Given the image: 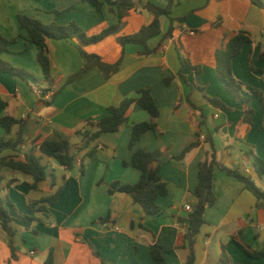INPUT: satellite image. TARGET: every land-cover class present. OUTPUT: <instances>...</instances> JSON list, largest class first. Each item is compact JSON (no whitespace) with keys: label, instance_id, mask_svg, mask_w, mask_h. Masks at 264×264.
<instances>
[{"label":"crops","instance_id":"crops-1","mask_svg":"<svg viewBox=\"0 0 264 264\" xmlns=\"http://www.w3.org/2000/svg\"><path fill=\"white\" fill-rule=\"evenodd\" d=\"M100 2L97 9L85 0H0V35L15 39L0 57L35 78L0 74V117L25 120L27 143L20 152L3 154L22 158L33 141L67 137L76 157L71 169L44 158L46 178L35 189L30 187V175L3 171L0 197L8 200L5 205L14 218L15 235L10 237L0 226V264H47L49 254L52 264H156L151 255L154 244L162 248L163 264H185L189 250L185 226L178 218L185 217V205L192 207L196 200L192 192L198 183V165L210 149L207 136L219 164L249 177L264 191V176L254 166V156L264 163L261 101L242 91L254 111L251 123H246L243 107L226 91L215 69V51L237 32H247L251 42L232 59V72L237 80L260 90L264 100L260 58L264 10L249 0H132L129 14L119 19L116 6ZM146 3L169 9V16L159 18L160 35L146 46L129 43L122 48L118 37L136 34L153 21ZM19 14L43 24L75 22L89 36L118 26L115 33L84 46L103 62L117 63L116 70L105 78L94 67L69 81L85 64L77 42L47 38L51 66L47 81L37 61V47L19 26ZM170 26L171 37L163 38ZM34 86L42 89V95L32 92ZM140 89L150 92L159 113L155 128L143 133L133 149L129 148L132 126L151 120L136 102L119 131L103 133L89 144L76 135L90 129L88 121L105 116L106 108L136 96ZM209 99L221 101L226 108ZM194 141L196 147L175 159ZM138 148L160 152L153 166L158 167L168 192L157 198L161 209L157 215H145L127 193L109 192L114 182L135 184L140 179L138 169L124 165ZM58 190L56 203H41ZM213 192L216 202L205 209L194 264H264V256L248 254L264 247V200L258 203L242 181L219 167L213 170ZM43 207L44 213L39 211ZM31 216L43 222L25 219Z\"/></svg>","mask_w":264,"mask_h":264},{"label":"trees","instance_id":"trees-1","mask_svg":"<svg viewBox=\"0 0 264 264\" xmlns=\"http://www.w3.org/2000/svg\"><path fill=\"white\" fill-rule=\"evenodd\" d=\"M97 9L101 8L100 0H85ZM255 6L264 10V0H249ZM111 6H116L119 19L124 18L129 14L130 8L133 6L132 0H107ZM146 9L154 14V19L148 26L142 27L136 34L121 36L117 41L123 48L126 44H139L146 46L149 39L160 35V20L161 16H169L168 8H161L151 3L144 5ZM17 20L21 29L27 33V37L37 47V61L41 67L43 75L47 81L50 79V59L48 56L46 39H74L78 44V49L83 57L85 64L83 68L76 74L69 78L72 81L90 69L99 68L105 78L116 70V64H108L93 53H89L84 49V46L96 43L105 36L115 33L118 26H110L96 35L89 36L82 30L75 22H70L67 25H60L57 23L43 24L37 19L28 17L26 15H17ZM171 22L173 21L170 19ZM172 26L163 38L171 37ZM15 42V39H8L0 35V55L9 50L10 45ZM251 42L249 34L245 31H239L231 36L225 45L215 51V69L221 82L223 83L226 91L233 97V99L243 107V120L246 123H251L254 114L251 102L248 97L242 94L246 91L251 95L258 97L264 109V100L260 90L242 83L237 80L232 72V59L237 56L244 45ZM260 58L264 60V53L260 54ZM0 74H8L20 79L26 80L31 78L35 80L34 76L22 68H17L10 63L4 61L0 57ZM168 81V80H167ZM215 105L226 108V106L217 99H209ZM133 102H136L143 110L150 116L149 122L135 123L132 126L131 136L129 140V148L133 149L139 141L141 135L149 130H153L156 126L154 118L158 116V107L155 104L150 92L146 89L136 91V96L126 98L117 106H110L106 108V115L95 120L88 121L86 126L90 129H83L76 132V135L82 136L85 144L96 140L103 133H113L119 131L120 127L127 121L128 111ZM25 120L17 119L12 116L0 117V126L4 130V134L0 136V192L3 189V171L10 169L14 172H21L30 175L33 182L30 184L32 189H35L39 182L46 178L47 166L43 163L44 158H52L59 165L64 166L66 169H71L75 163L76 157L72 152V143L67 137L58 138L56 140H45L39 143L31 142L23 151V157L17 158L16 155H4L6 151L20 152L21 146L26 145L24 137ZM206 141L210 145L209 152L205 159L198 165V183L193 190L195 202L192 205V210L183 218H178L179 223L185 226L184 238L189 250V254L185 264H194L195 262V241L200 232L202 225L205 223L204 212L207 207H211L216 202V196L213 192V170L219 167L227 175L236 177L243 182L244 188L249 190L256 198L257 202L264 200V191L259 188L249 177L240 175L236 170L227 168L216 161L215 148L212 139L207 136ZM198 145L197 141L192 142L187 146L182 153L175 157V159L183 158L187 152ZM92 151L87 152L90 157ZM160 156L159 151H146L144 149H134L130 163L124 162V165H131L141 172L140 179L135 184L120 185L116 182L110 185L109 192L114 191L124 192L129 194L133 200L140 204L143 208L145 215H157L160 213V207L157 204V198L167 195L168 187L163 182L158 174V167L153 166L154 162ZM254 166L259 176H264V163L263 160L254 156ZM81 171L84 172V162L81 160ZM12 182V181H11ZM10 182V183H11ZM60 190L54 195L43 198L41 203L54 204L57 202ZM8 200L0 197V226L10 236L14 237L15 229L12 226L14 218L9 214L6 207ZM39 211L45 212L44 207ZM36 222H43L41 218L28 217ZM12 250V245L10 244ZM249 256L259 258L264 256V247L257 252H248ZM151 255L156 264H163L162 248L160 245L154 244L151 247ZM52 257L49 254L47 264H52ZM243 264V263H236Z\"/></svg>","mask_w":264,"mask_h":264},{"label":"built area","instance_id":"built-area-1","mask_svg":"<svg viewBox=\"0 0 264 264\" xmlns=\"http://www.w3.org/2000/svg\"><path fill=\"white\" fill-rule=\"evenodd\" d=\"M32 92L38 96L42 95V89L39 86H34L32 88ZM48 97H51V93L47 94ZM201 139H205V137L202 135ZM185 210L190 212L192 210V207L189 204L185 205Z\"/></svg>","mask_w":264,"mask_h":264}]
</instances>
